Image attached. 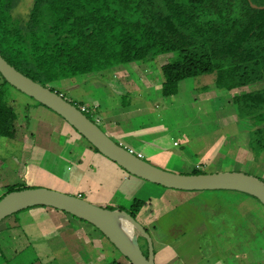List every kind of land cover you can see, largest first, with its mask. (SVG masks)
<instances>
[{
	"label": "crops",
	"instance_id": "0c3cea01",
	"mask_svg": "<svg viewBox=\"0 0 264 264\" xmlns=\"http://www.w3.org/2000/svg\"><path fill=\"white\" fill-rule=\"evenodd\" d=\"M159 58L158 61V58L155 59V67L150 62H129L112 68L106 77L104 73L94 72L64 79L59 81L60 91L65 95L78 88L81 90L80 102L93 112L96 122L115 141L146 160L173 153L181 158L183 172L201 169V164L185 166L190 155L194 154L185 150L187 141L208 129L203 126L201 116L211 121L218 118L217 130L223 133L230 124L238 121L248 132L247 138L242 141L251 148L250 132L254 126L239 117L234 102L236 95L247 91L200 86L199 81L193 80L195 77H190L180 81L175 95L165 97L162 94L164 78L161 67L168 62V58ZM41 107H34L38 116H33L32 122L26 123L31 136L28 141L26 137L24 141L11 138L22 144L20 159L25 161L34 154L35 147L50 153L55 178L48 179L50 186L47 188L79 195L101 206L108 205L105 207L130 209L134 200L145 201L136 218L145 227L153 226L160 237L159 226L154 223L171 213L173 205L180 206L176 202L178 193L131 174L95 150L60 115L47 113ZM239 148L243 152V148ZM13 184L14 181L4 180L0 173V196L6 192L8 185ZM248 210L249 207H244V213ZM208 228L202 219L197 232L207 236ZM255 232L261 235L259 226ZM107 241L111 243L93 224L66 211L33 206L0 222V264H106L117 260L112 259L114 251L106 245ZM153 243L156 264H264L263 246L250 251H232L235 260L229 263L219 244L211 241L210 247L201 252L203 257L190 263L188 259L181 258L182 253L173 243L158 237H153ZM229 243L222 245L223 252L235 248ZM120 262L130 264L126 257Z\"/></svg>",
	"mask_w": 264,
	"mask_h": 264
},
{
	"label": "trees",
	"instance_id": "16d2710c",
	"mask_svg": "<svg viewBox=\"0 0 264 264\" xmlns=\"http://www.w3.org/2000/svg\"><path fill=\"white\" fill-rule=\"evenodd\" d=\"M21 2L0 0V52L25 75L49 86L94 72L106 77L118 65L174 54L161 67L165 97L178 92L180 81L207 74L219 89L259 85L234 102L239 117L254 126L249 145L257 158L264 154V8L252 5L264 6V0H32L25 14L17 11ZM17 120L0 89V136L13 138ZM23 188L8 185L0 199ZM144 205L136 199L121 209L136 218Z\"/></svg>",
	"mask_w": 264,
	"mask_h": 264
},
{
	"label": "rangeland",
	"instance_id": "374dc122",
	"mask_svg": "<svg viewBox=\"0 0 264 264\" xmlns=\"http://www.w3.org/2000/svg\"><path fill=\"white\" fill-rule=\"evenodd\" d=\"M31 3L32 0H22L17 11L22 14L27 13ZM164 56L168 58V61L174 58V54ZM149 62L154 67L155 63H157L156 60ZM193 80L199 81L200 86L212 85L215 87V84H213L215 81L213 74L196 77ZM49 86L61 90L60 82H53ZM257 87L259 85L247 86L241 89L245 92ZM183 88L184 86H182ZM0 89L6 92L9 103L15 107L18 114V120L14 124V130L16 131L14 139L16 141H24L26 137L28 141L31 136L27 132L26 123H31L33 116H38L39 113L35 108L37 106L41 107L42 104L12 85L5 83L1 73ZM239 92L238 90L237 93ZM80 94L81 90L77 88L69 93H65V96L70 101L80 102ZM73 97H77L78 100ZM41 108L46 109L47 113L50 111V113L57 114L45 105H42ZM213 111L215 112L214 107ZM88 114L96 121V117L92 111L88 112ZM201 119L204 120L203 126L208 127V129L205 132H201L202 134L198 137L195 134L191 137L190 142L187 141L185 150L188 149L190 154L192 152L194 154L190 155L191 157L188 158L185 166L195 167L196 164H201V169L205 173L243 171L264 180V154L257 158L252 148L243 143L242 140H245L248 135V132L244 131V127L242 128L243 125L237 123V121L235 124H230L225 129L227 131L223 133L217 130L216 122L218 118L211 121L207 117L201 116ZM239 147L243 148V152ZM21 150V143L15 142L11 138L0 136V173H2L4 180L7 179L10 182L14 181L15 184L20 183L25 187L32 188L45 186L47 188V186H50L48 179L55 178L50 153H46L43 149L39 150L38 147H35L34 154L30 155L27 158L28 160L26 159L27 161H23L20 159ZM147 160L167 170L184 171L180 168L181 158L174 156L173 153L167 157L159 156L148 158ZM51 186L53 187L54 185ZM174 191L178 193L176 202L180 206L173 205L171 213L164 215L154 223L155 226H159V234L161 236L159 237L158 230L155 231L153 226L147 225L146 228L149 229L152 238L158 237L160 240L173 243L178 252L182 253L181 258H185V261L188 259L190 263H194L195 258L200 259L203 257L201 252L210 247L211 241L212 243L217 242L219 244L222 254L226 255L229 263L235 260L233 259L234 255L232 253L234 252L232 251H250L253 248L262 247V241L264 240V206L252 195L234 190L186 191L174 189ZM0 192L2 193V191ZM85 195L89 196V193H85ZM244 207H249L247 213H244ZM202 219L206 221L209 227L207 236H201L197 232ZM258 226L262 232L261 235L255 232ZM193 227H195L194 230H192ZM140 242L143 250L147 253V240L140 237ZM227 242L233 244L235 248L231 251L223 252L222 245ZM106 245L114 251V255L111 256L112 259L117 258L118 261L125 259L124 255L113 244L107 241ZM156 245L155 243V248H157ZM53 264L56 263L53 262Z\"/></svg>",
	"mask_w": 264,
	"mask_h": 264
},
{
	"label": "water",
	"instance_id": "95a60500",
	"mask_svg": "<svg viewBox=\"0 0 264 264\" xmlns=\"http://www.w3.org/2000/svg\"><path fill=\"white\" fill-rule=\"evenodd\" d=\"M252 5L264 8L253 3ZM0 73L10 85L56 112L99 152L131 174L178 190L244 192L254 196L264 205V180L260 177L243 171L193 174L161 168L119 144L62 93L19 71L1 52ZM33 206L54 207L93 224L128 259L130 264H156L153 238L137 218L125 209L101 206L79 195L46 187H26L8 192L0 199V222ZM140 237L147 240V254L141 246Z\"/></svg>",
	"mask_w": 264,
	"mask_h": 264
},
{
	"label": "built area",
	"instance_id": "2783aa9c",
	"mask_svg": "<svg viewBox=\"0 0 264 264\" xmlns=\"http://www.w3.org/2000/svg\"><path fill=\"white\" fill-rule=\"evenodd\" d=\"M80 108L84 112H89V109L86 106H84V105H82Z\"/></svg>",
	"mask_w": 264,
	"mask_h": 264
},
{
	"label": "clouds",
	"instance_id": "9594fccd",
	"mask_svg": "<svg viewBox=\"0 0 264 264\" xmlns=\"http://www.w3.org/2000/svg\"><path fill=\"white\" fill-rule=\"evenodd\" d=\"M96 122V121H95Z\"/></svg>",
	"mask_w": 264,
	"mask_h": 264
}]
</instances>
